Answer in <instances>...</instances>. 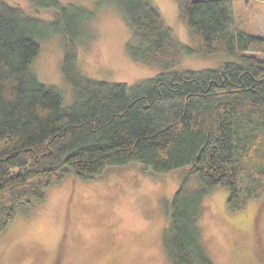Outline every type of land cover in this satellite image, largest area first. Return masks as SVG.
Here are the masks:
<instances>
[{
  "label": "trees",
  "instance_id": "trees-1",
  "mask_svg": "<svg viewBox=\"0 0 264 264\" xmlns=\"http://www.w3.org/2000/svg\"><path fill=\"white\" fill-rule=\"evenodd\" d=\"M176 1L196 53L224 52L237 61L132 86L86 79L76 68L77 43L87 36L92 11L33 0L56 9L44 20L0 0V236L19 208L44 201L47 188L70 170L91 179L112 165L138 162L159 173L189 165L202 186L186 189V176L176 190L164 244L171 264H213L198 227L204 197L227 187V204L236 212L264 196V34L238 27L234 0ZM102 3L132 29L128 48L135 61L169 68L192 51L153 0ZM53 34L65 37L62 72L78 99L70 108L60 90L32 72L41 38Z\"/></svg>",
  "mask_w": 264,
  "mask_h": 264
},
{
  "label": "rangeland",
  "instance_id": "rangeland-1",
  "mask_svg": "<svg viewBox=\"0 0 264 264\" xmlns=\"http://www.w3.org/2000/svg\"><path fill=\"white\" fill-rule=\"evenodd\" d=\"M5 1L44 20L56 12L35 6L33 0ZM58 1L93 12L84 23L87 36L77 43L76 68L86 79L132 86L162 73L220 69L237 61L224 52L196 53L176 0H153L174 36L185 49H192L169 68L147 66L130 56L133 31L112 5L99 4L102 0ZM232 5L238 27L249 33L264 31V1L234 0ZM40 43L32 72L60 90L65 108L73 107L76 90L62 72L65 37L53 34ZM255 159L262 162L261 155ZM190 171L185 165L159 173L133 162L107 166L95 177L82 179L70 170L60 183L47 188L44 201L19 208L0 236V264H171L164 237L173 196L186 176V189L202 186L199 175ZM229 195L227 187L219 186L203 199L198 227L204 249L213 264H264V196L234 212L227 204Z\"/></svg>",
  "mask_w": 264,
  "mask_h": 264
},
{
  "label": "crops",
  "instance_id": "crops-1",
  "mask_svg": "<svg viewBox=\"0 0 264 264\" xmlns=\"http://www.w3.org/2000/svg\"><path fill=\"white\" fill-rule=\"evenodd\" d=\"M258 34L262 35V34H264V31L262 33H258Z\"/></svg>",
  "mask_w": 264,
  "mask_h": 264
}]
</instances>
